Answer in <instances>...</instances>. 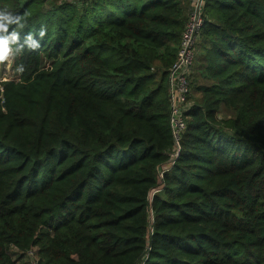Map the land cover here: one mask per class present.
<instances>
[{
  "label": "trees",
  "instance_id": "1",
  "mask_svg": "<svg viewBox=\"0 0 264 264\" xmlns=\"http://www.w3.org/2000/svg\"><path fill=\"white\" fill-rule=\"evenodd\" d=\"M4 7L47 35L0 81V264H264V0H205L177 142L191 0Z\"/></svg>",
  "mask_w": 264,
  "mask_h": 264
},
{
  "label": "built area",
  "instance_id": "2",
  "mask_svg": "<svg viewBox=\"0 0 264 264\" xmlns=\"http://www.w3.org/2000/svg\"><path fill=\"white\" fill-rule=\"evenodd\" d=\"M204 5L205 0H191V8L181 33L176 60L170 67L168 100L170 125L176 142L186 125L184 112L189 107L187 98L190 93L188 76L196 56V43L204 23ZM9 79L18 81L19 74L10 77L0 76V81ZM176 154V151H172L171 159L175 158ZM33 253L32 248L27 255H33Z\"/></svg>",
  "mask_w": 264,
  "mask_h": 264
},
{
  "label": "clouds",
  "instance_id": "3",
  "mask_svg": "<svg viewBox=\"0 0 264 264\" xmlns=\"http://www.w3.org/2000/svg\"><path fill=\"white\" fill-rule=\"evenodd\" d=\"M27 17V12L21 15L13 13L8 7L0 8V64L15 60L25 50L36 51L40 48V41L47 35V28L42 25L35 33L28 32L21 38L20 30L26 27ZM16 71L23 73L25 66L18 65Z\"/></svg>",
  "mask_w": 264,
  "mask_h": 264
},
{
  "label": "rangeland",
  "instance_id": "4",
  "mask_svg": "<svg viewBox=\"0 0 264 264\" xmlns=\"http://www.w3.org/2000/svg\"><path fill=\"white\" fill-rule=\"evenodd\" d=\"M18 58L19 56L11 62L0 64V74H1L0 76L3 77L18 76V72L16 71ZM33 251H34L33 255L26 254L22 260L18 261V263L23 262V260L33 262L36 258L35 248H33Z\"/></svg>",
  "mask_w": 264,
  "mask_h": 264
}]
</instances>
